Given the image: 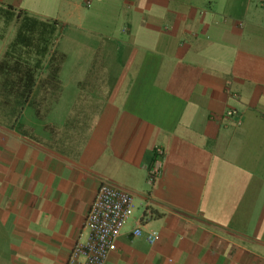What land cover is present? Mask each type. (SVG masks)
<instances>
[{
    "label": "crops",
    "instance_id": "obj_1",
    "mask_svg": "<svg viewBox=\"0 0 264 264\" xmlns=\"http://www.w3.org/2000/svg\"><path fill=\"white\" fill-rule=\"evenodd\" d=\"M0 3L65 56L60 93L0 123V264H67L103 183L139 210L107 264H264V0Z\"/></svg>",
    "mask_w": 264,
    "mask_h": 264
},
{
    "label": "trees",
    "instance_id": "obj_2",
    "mask_svg": "<svg viewBox=\"0 0 264 264\" xmlns=\"http://www.w3.org/2000/svg\"><path fill=\"white\" fill-rule=\"evenodd\" d=\"M14 37L0 61V123L18 119L36 100H49L61 91L60 73L65 56L59 53L60 25L45 21L11 5L0 3V40L11 28ZM47 76L40 81V74Z\"/></svg>",
    "mask_w": 264,
    "mask_h": 264
},
{
    "label": "built area",
    "instance_id": "obj_3",
    "mask_svg": "<svg viewBox=\"0 0 264 264\" xmlns=\"http://www.w3.org/2000/svg\"><path fill=\"white\" fill-rule=\"evenodd\" d=\"M238 115L236 111L227 112L229 118ZM164 150L156 148L153 162L146 166L148 183L154 185L161 175ZM150 203L147 206L149 213ZM136 209L135 196L123 189L103 183L87 214L83 228L88 231L89 238L85 243H78L72 250L67 264H107L110 255L117 250V241L132 218ZM140 228L134 231V236L140 237ZM160 236L150 232L147 241L154 245Z\"/></svg>",
    "mask_w": 264,
    "mask_h": 264
},
{
    "label": "rangeland",
    "instance_id": "obj_4",
    "mask_svg": "<svg viewBox=\"0 0 264 264\" xmlns=\"http://www.w3.org/2000/svg\"><path fill=\"white\" fill-rule=\"evenodd\" d=\"M135 213H137V214H138V213H139V210H138V209H136V212H135Z\"/></svg>",
    "mask_w": 264,
    "mask_h": 264
}]
</instances>
